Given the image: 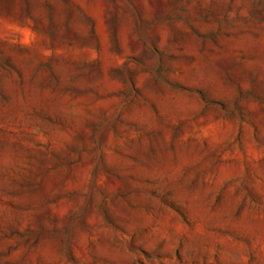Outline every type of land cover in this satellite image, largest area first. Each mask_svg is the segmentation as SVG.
<instances>
[{
  "label": "rangeland",
  "instance_id": "1",
  "mask_svg": "<svg viewBox=\"0 0 264 264\" xmlns=\"http://www.w3.org/2000/svg\"><path fill=\"white\" fill-rule=\"evenodd\" d=\"M0 264H264V0H0Z\"/></svg>",
  "mask_w": 264,
  "mask_h": 264
}]
</instances>
